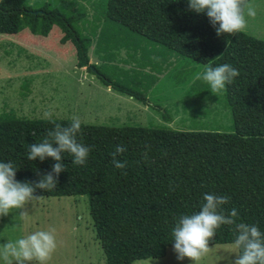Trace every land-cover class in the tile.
I'll return each instance as SVG.
<instances>
[{
	"label": "trees",
	"instance_id": "obj_1",
	"mask_svg": "<svg viewBox=\"0 0 264 264\" xmlns=\"http://www.w3.org/2000/svg\"><path fill=\"white\" fill-rule=\"evenodd\" d=\"M101 1L100 16L86 34L79 24L84 11L69 13L37 1L1 0L0 34L27 28L46 36L57 27L63 33L61 42L73 45L77 67H86L102 84L143 104H148L147 92L157 79L153 71L160 73L156 57L181 58L205 67L230 64L239 76L220 94L230 113L231 131L84 123L78 140L91 146L86 164L75 165L64 153L66 171L60 173L56 188L37 189L34 195H86L105 264L165 256L173 247L176 219L198 212L205 193L228 195L230 202L223 207L237 209V222L257 224L264 232V40L246 31L218 36L206 13L189 10L188 0ZM95 38L96 50L103 52L101 65L89 62ZM120 47L139 50L141 61L137 69H125L123 78L116 79L103 69ZM150 54L155 57L147 60ZM149 66L151 71H146ZM195 88L211 92L202 80H196ZM52 127L47 119L0 120V162H14L17 180L38 181V172L51 171L52 158L30 161L27 152ZM117 145L126 148L117 157L127 162L125 169L112 163L110 153ZM235 238L231 227L224 225L209 245L233 243Z\"/></svg>",
	"mask_w": 264,
	"mask_h": 264
},
{
	"label": "rangeland",
	"instance_id": "obj_2",
	"mask_svg": "<svg viewBox=\"0 0 264 264\" xmlns=\"http://www.w3.org/2000/svg\"><path fill=\"white\" fill-rule=\"evenodd\" d=\"M47 4L50 9L69 13L85 12L80 30L90 34L93 20L100 16L101 0H29ZM255 6V18H247L244 31L264 40V0L248 2ZM87 21V22H86ZM84 22V23H83ZM78 24V26H79ZM84 27V30L82 28ZM63 33L53 27L46 36L23 28L16 34H0V120H69L79 115L88 124L109 126L158 125L180 130L231 131V117L223 96L195 88L196 74L204 65L171 57H156L160 73L147 92L148 104L102 84L94 72L76 66V53L70 42L62 43ZM96 38L88 50L89 62L104 63L96 50ZM132 45V44H131ZM130 45V46H131ZM146 49L145 45L142 44ZM150 54L147 60H152ZM141 52L120 47L112 61H105L104 73L122 79L125 69L138 68ZM163 58V57H162ZM151 66L145 68L151 71ZM132 72V71H129ZM166 117V118H165ZM21 211L26 215L21 216ZM56 229L57 248L48 264H105L100 242L89 214L86 195L39 197L23 210L13 209L0 217V245L36 230ZM210 252L199 264H230L235 258L233 243L209 245ZM0 264H3L0 261ZM133 264H192L177 260L173 247L162 258H148Z\"/></svg>",
	"mask_w": 264,
	"mask_h": 264
},
{
	"label": "clouds",
	"instance_id": "obj_3",
	"mask_svg": "<svg viewBox=\"0 0 264 264\" xmlns=\"http://www.w3.org/2000/svg\"><path fill=\"white\" fill-rule=\"evenodd\" d=\"M188 8L196 13H206L218 36L242 32L247 27V18L256 16V8L248 0H188ZM218 25V27H217ZM239 76V70L230 64L216 67L206 66L204 71L196 74L210 86L212 94L226 91V86ZM44 118L53 124L45 138L39 143L28 146L27 159L44 161L52 158L55 163L51 171L40 174L38 181H20L16 179L18 167L12 161L0 162V217L8 216L13 209L23 210L39 196L34 195L37 189L50 191L58 184L60 173L66 171L63 163L64 153L73 157V164H86L91 146L78 140L82 120L79 115H72L70 123L62 125L53 119V113L46 111ZM126 148L117 145L110 153L113 165L118 169L127 167L126 161L117 159ZM147 158V152L144 154ZM205 201L198 212L181 214L172 228L173 250L177 260L188 258L192 264H199L211 250L209 247L217 229L227 225L236 233L232 253L235 258L230 264H264V232L257 224L237 222L239 213L236 208L230 211L223 206L230 202L228 195L214 192L203 195ZM21 216L26 215L21 211ZM57 248L56 229L36 230L15 240H8L0 245V261L3 264H48Z\"/></svg>",
	"mask_w": 264,
	"mask_h": 264
},
{
	"label": "crops",
	"instance_id": "obj_4",
	"mask_svg": "<svg viewBox=\"0 0 264 264\" xmlns=\"http://www.w3.org/2000/svg\"><path fill=\"white\" fill-rule=\"evenodd\" d=\"M105 257V256H104ZM141 260H144V259H141ZM136 261H138V260H136Z\"/></svg>",
	"mask_w": 264,
	"mask_h": 264
},
{
	"label": "water",
	"instance_id": "obj_5",
	"mask_svg": "<svg viewBox=\"0 0 264 264\" xmlns=\"http://www.w3.org/2000/svg\"><path fill=\"white\" fill-rule=\"evenodd\" d=\"M0 2H1V0H0Z\"/></svg>",
	"mask_w": 264,
	"mask_h": 264
}]
</instances>
